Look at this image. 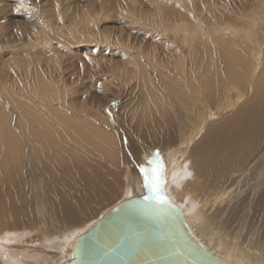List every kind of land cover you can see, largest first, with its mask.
I'll return each instance as SVG.
<instances>
[{
    "label": "bare ground",
    "instance_id": "6f19581e",
    "mask_svg": "<svg viewBox=\"0 0 264 264\" xmlns=\"http://www.w3.org/2000/svg\"><path fill=\"white\" fill-rule=\"evenodd\" d=\"M249 1L223 0L209 6L206 0L208 7L200 9V16L201 21L208 18L210 24L204 20V25L167 23L166 18L161 17L167 5L163 1L156 19L150 22L172 35L168 39L154 37L158 42L148 39L144 46L143 41L139 42V50L134 52L130 50L138 36L121 41L114 32H104L95 26L96 17L80 8L89 25L81 24L76 28L79 36L91 31L92 37H100L113 46L121 42L124 47L126 55L115 68L116 85L121 86L129 98V112L126 111L129 114L120 121L122 130L129 128L146 146L160 148L155 153L148 150L139 158L137 155L123 160L130 164L127 167L117 159L123 146L119 147L116 122L110 119V114L96 112L91 99L72 98L74 90L65 87L60 73L53 71L42 75L41 83L26 84L28 88L22 92L36 96L37 102L32 97L21 100L20 93L16 94L18 91L13 94L2 86L10 100L4 98L0 102V244L8 243L13 254L0 245V264H49L43 258L41 247H48L51 240L59 247L70 244L75 236L88 229H81L86 222L83 220L97 209L101 211L96 216H102L105 213L102 208L114 199L118 202L136 192H154L145 184L140 171L142 165L147 166V161L142 159L150 153L147 160L162 166V194L165 192L164 195L182 208L193 231H199L202 226L196 212L193 214L191 208L187 209L190 207L186 204L188 189L201 200L215 196L209 213L215 223L232 216V210L240 209V218L235 215L239 219L236 224L239 230L231 232L230 237L234 242L241 241L246 224L257 221V218L248 219L247 211L254 210L253 215L264 211V1L254 0L248 9L245 4ZM131 8V3L126 4L118 12L126 16ZM122 21L134 23L132 18ZM226 27L228 31L224 32ZM153 29L157 30V26ZM252 35L251 40L247 39ZM140 46L143 47L140 49ZM21 48L17 45L14 49ZM14 56L13 62L18 63L21 55ZM98 62L95 61L94 66L102 67ZM106 65L104 61L107 70ZM149 68L156 69L157 80L150 76ZM123 69H126L125 76L119 73ZM94 70L98 76L103 67L100 71ZM203 126L205 129L194 139L188 152L192 183L182 153L191 133L194 131L195 136ZM185 129L187 132L180 133ZM175 131L183 137L173 146L175 150L170 149L162 158L161 149L168 151L166 147H172ZM147 134L148 139H145ZM159 134L165 138V143L159 140ZM40 206L44 214L40 212L36 221L33 212ZM50 214L56 218L51 217L52 221L47 224ZM191 219H194L193 225ZM211 223L212 219L208 225ZM4 231H15L7 234L16 233L22 238L5 237ZM37 232L47 239L42 243L39 240L25 243L34 238L31 233ZM50 235L55 236L48 237ZM249 238H242L241 246L233 243L221 250L236 264H256V260L246 256L250 249L246 250V255L244 251L241 254L242 247L253 243ZM219 240L217 245L221 248Z\"/></svg>",
    "mask_w": 264,
    "mask_h": 264
},
{
    "label": "rangeland",
    "instance_id": "374dc122",
    "mask_svg": "<svg viewBox=\"0 0 264 264\" xmlns=\"http://www.w3.org/2000/svg\"><path fill=\"white\" fill-rule=\"evenodd\" d=\"M163 1L165 2L164 4L167 5L164 6V13H162L161 17L166 18L167 23L169 24L176 22V24L188 23L190 25H194V22H197L199 24L201 23L202 25H204L202 22L204 20L208 24H210L208 18L204 17V20L201 21V16H200V9H205L208 7V5L205 4L206 0H202V1L183 0L184 4L181 3L182 0H163ZM163 1L162 0H0V83H1L0 102L2 103V99L4 98H6V100H10V98L6 94H4L5 91L2 90L4 89V87L5 88L7 87L6 89H9L13 94L14 91H18L16 92V94L20 93L21 100H29V97H32L34 101L37 102L38 98L36 96H33L28 92L24 94L22 92L23 89L28 88L26 84L35 85L37 83H41L42 75L51 74L54 71L55 73H60L59 76L61 75V77L65 81L66 88H71V87L73 88L74 91H72L71 93L72 98L76 99L77 97H79L82 100L83 98L87 97V99H91L93 101V105L95 107L96 112L100 114L108 113L110 114V119L111 120L113 119L112 121L116 122L120 136L118 140L121 143L119 144V147H121V145L123 146V148L121 147L122 154L120 157H117V159H121L123 166L127 167L130 165L129 163L123 162V160L131 156L138 155L139 158L142 152L147 153L148 150L150 151L152 150L153 152L151 153H155L159 151L160 148L158 147L153 149V146H149V145L146 146L143 143L142 139L139 138L133 130H130L129 128L124 129V131L122 130L123 128L121 127L120 121L124 115L129 114L128 113L129 106H127L129 105L127 103V101H129V98L127 92L122 91L121 86H117L115 81V79L118 77V73L115 72V68L117 64L123 60V56L126 55L124 54V47L122 46L121 42H118L116 46L110 45L107 41L103 40L100 37H92L91 31L79 36L78 35L79 31L77 32L76 28L81 24L89 25L88 23L85 22L84 13L82 12V9H84L88 11L93 17H96L94 21L95 26L99 27L101 30L103 29L104 32H114L116 34L117 39L120 38L121 41H124L125 39H129L131 37L134 39L138 36L137 37L138 39L136 38L133 47L130 50L134 52V50H139L137 48V44L139 42L143 41L142 44L144 46L145 44L147 45L146 42L148 41V39L151 42V40L154 41L155 38L156 40L160 38L168 39L172 35V33L165 34L164 33L165 31H163V29L159 28L158 25L150 22L151 19H156L157 17L156 14L160 12L159 5L160 3H163ZM207 1H209V6H213L215 3L217 2L220 3L223 0H207ZM253 1L254 0H250L245 4V6L248 9L251 8ZM130 3L132 4V8L127 10L126 16L120 15L118 9ZM193 16L195 18H193ZM126 18H132L134 23L131 24L124 23L122 19H126ZM146 23H149V25L146 26L145 25ZM156 26H157V30L153 29ZM147 29L149 31H147ZM223 31L224 32L228 31V28L226 27V30ZM74 34L76 36H74ZM252 38L253 35L247 39L251 40ZM156 40L154 42H158ZM26 42H32L34 44H32L31 47L29 46V43ZM148 44L150 43L148 42ZM17 45H21L22 48L20 50H15L14 48ZM143 46H140V49ZM27 52H29V54H26ZM16 53H19L21 55L19 61L20 63L13 62L15 58L14 55ZM8 58H10V60H8ZM97 60H99L98 63L103 67V72L98 76L94 69L100 71L102 67L94 66V62ZM104 61L107 62L106 65L107 70L104 68ZM156 63H162V62H156ZM5 65H7V70ZM149 69H150V76L156 79V76H158V72H155L156 69L154 68H149ZM125 70L126 69H123L119 73L125 76V74L123 73L125 72ZM88 71L93 74L89 73ZM1 80L2 81L4 80L5 83L2 84ZM103 81L105 83H102ZM130 83H132V81ZM8 85L11 87H9ZM99 86H101V88ZM101 92L105 93V95L102 94ZM91 93L94 95H92ZM124 94L126 95V97ZM120 108L122 109L121 111ZM127 110L128 112L126 113ZM131 126L134 127L133 125ZM204 126H206V124ZM204 126L197 131L195 136H194V131L191 133L190 137L188 138V140L190 141L187 143L186 149L183 150L184 152L182 153L184 162L186 164V168L190 172V176L188 178H190L192 183H194V181L192 179L191 171L187 164L191 159V157H189L188 152L190 147L194 145V139L198 138L199 135L202 133V131L205 129ZM187 129L180 131V133L187 132ZM189 129H191V126ZM180 133L178 131L174 132V139L170 143V145H172L173 143L174 144L172 145V147L171 146L166 147L168 151H165V148L164 150L161 149L162 158H164V155L167 154L166 152H169L170 149L175 150L173 146H175L176 143L179 142L183 137L182 135H180ZM158 137L160 138L159 140L162 143L166 142L165 138H163L161 134H159ZM145 139H148V134L147 137H145ZM176 147H178V145ZM151 153L147 155V157H144L142 159L143 162L145 160L147 161V158H149ZM262 192L263 190L261 189L260 193ZM187 193L188 195L186 197L187 199L186 204H190V207L187 209L188 211H190L191 208L192 210L190 212H193V214L194 211L196 212V215L200 222L199 226L200 225L202 226L199 231L198 229L194 230L195 235L198 233L197 236L198 237L201 236L200 237L201 241L203 240L216 252L220 250L217 253L218 254L220 253V255L225 256V253H223V251L221 250L222 247L229 248L234 244L236 246V244L238 243H239L238 246L240 244L242 245L243 244L242 241H244L242 238L246 239L247 237L248 239L250 237L249 241H252L253 245L250 244L251 246L249 245L246 247H242L243 248L242 252L240 250L241 254H243V251L245 254L246 250L250 249L249 250L250 252L249 251L246 252L248 254V255L245 254L246 256L248 257L251 256L252 260L254 261L256 260V264L259 262L262 263L264 262L263 260L264 259V248H263L264 247L263 244L264 243V226H263L264 211L261 213L259 212L258 215L257 214L253 215L254 210L247 211L246 216H248V219L251 220V218L253 219L257 218L256 219L257 223L253 222L251 224L249 222L248 223L249 225L246 224V226L242 231L243 236H241V241L239 240L234 242L233 238L230 237V234L231 232H235L239 230L238 225L236 226V224L237 221L239 220L237 218H240V214H239L240 209L236 208L237 210L235 209L231 211L233 217L231 215L230 216L228 215L229 218L224 219L225 221L219 220L215 223L213 222L214 216H212L211 218L209 217V213L211 212V208H212L210 207V202L211 200L214 199L215 196H212L210 199L201 200V198H195L194 194L191 193L189 189L187 190ZM226 197L227 195L224 198ZM114 201L115 199L106 207L102 208L103 213L106 212V210H109L110 208L114 207L122 200H119L118 202L117 201L114 202ZM224 202L226 201H222L221 203ZM98 211H101V209L99 210L97 209L95 211L96 214L95 212H93L88 219L83 220V222L85 221L86 222L81 226V229L89 228L90 223H93L96 220V218L97 220L99 219L98 217L101 215L96 216L98 214L97 213ZM40 212L44 214L43 206H40L39 209L33 212L34 219L37 218L36 221L39 220L38 216ZM248 213H250L251 215ZM235 215H238L237 218ZM51 217L53 220L55 216L50 214V216L47 217L48 218L47 224H49L52 221ZM230 217L233 218V221ZM209 218L210 220L212 219V223L208 225V223L210 222ZM44 220L46 221L45 217ZM88 221L89 223H87ZM207 221L208 223H206ZM190 223L191 225H193L194 219H191ZM232 223L234 224V226ZM230 226L232 229L230 228ZM205 228H207V230ZM219 229L220 230L222 229L221 230L222 233H219L221 232ZM21 231H26V229H22ZM227 231L228 234H226ZM4 232H6L5 234H7L8 232H15V231H4ZM215 232L216 233L218 232L219 234L218 233L216 234ZM31 235L34 238L32 240L30 239L26 240L25 243L28 242L32 243L38 240L41 241L42 243L44 240L47 239V237H45L41 232L31 233ZM8 236H13L17 240L22 238V235L19 236L16 233L7 234L5 237ZM54 236L55 235L52 236L50 235L48 237H54ZM218 240L220 243H222L220 244L221 248L219 247V244L217 245ZM52 242H56V241L51 240V244L45 248L40 246L42 248V253L44 254L43 258L47 260L49 264H64L67 260L70 244H66V245L62 244L63 247H59L57 244H52ZM246 243L248 244L249 242L246 241ZM246 243L244 242V244ZM0 245H3L2 249L6 250L7 253L13 254V249L11 248V246L8 245V243L4 244L1 242ZM256 247H258V249ZM25 249H28V247H26ZM259 258L262 259L263 261L260 260ZM24 259L27 260V258Z\"/></svg>",
    "mask_w": 264,
    "mask_h": 264
},
{
    "label": "water",
    "instance_id": "95a60500",
    "mask_svg": "<svg viewBox=\"0 0 264 264\" xmlns=\"http://www.w3.org/2000/svg\"><path fill=\"white\" fill-rule=\"evenodd\" d=\"M134 194L75 236L64 264H236L202 242L167 195Z\"/></svg>",
    "mask_w": 264,
    "mask_h": 264
},
{
    "label": "snow or ice",
    "instance_id": "6c2138e0",
    "mask_svg": "<svg viewBox=\"0 0 264 264\" xmlns=\"http://www.w3.org/2000/svg\"><path fill=\"white\" fill-rule=\"evenodd\" d=\"M19 10V9H17ZM147 166H141L140 171L144 176V182L146 185L150 186L157 196L158 203H166V198L162 193V180H161V170L162 166L157 164L154 160H147ZM156 165V166H153Z\"/></svg>",
    "mask_w": 264,
    "mask_h": 264
}]
</instances>
